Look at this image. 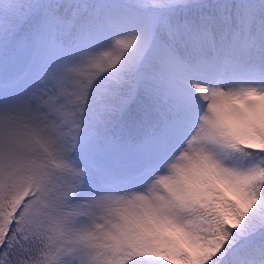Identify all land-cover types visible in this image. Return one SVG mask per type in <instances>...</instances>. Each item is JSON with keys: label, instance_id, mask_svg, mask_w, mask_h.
I'll use <instances>...</instances> for the list:
<instances>
[{"label": "snow or ice", "instance_id": "6c2138e0", "mask_svg": "<svg viewBox=\"0 0 264 264\" xmlns=\"http://www.w3.org/2000/svg\"><path fill=\"white\" fill-rule=\"evenodd\" d=\"M0 264H264V0H0Z\"/></svg>", "mask_w": 264, "mask_h": 264}]
</instances>
